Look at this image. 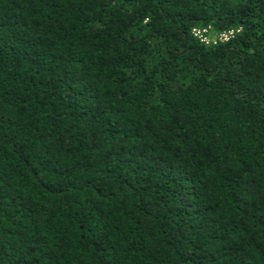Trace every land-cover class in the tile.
<instances>
[{
    "label": "trees",
    "instance_id": "1",
    "mask_svg": "<svg viewBox=\"0 0 264 264\" xmlns=\"http://www.w3.org/2000/svg\"><path fill=\"white\" fill-rule=\"evenodd\" d=\"M0 264H264V0H0Z\"/></svg>",
    "mask_w": 264,
    "mask_h": 264
},
{
    "label": "built area",
    "instance_id": "2",
    "mask_svg": "<svg viewBox=\"0 0 264 264\" xmlns=\"http://www.w3.org/2000/svg\"><path fill=\"white\" fill-rule=\"evenodd\" d=\"M239 29H228L220 32H213L210 26L197 27L192 30L193 35L204 44H217L231 40Z\"/></svg>",
    "mask_w": 264,
    "mask_h": 264
}]
</instances>
